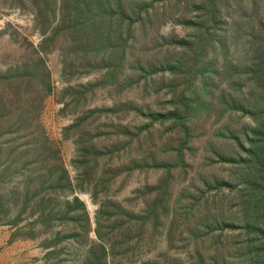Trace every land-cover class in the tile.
<instances>
[{
    "label": "rangeland",
    "instance_id": "1",
    "mask_svg": "<svg viewBox=\"0 0 264 264\" xmlns=\"http://www.w3.org/2000/svg\"><path fill=\"white\" fill-rule=\"evenodd\" d=\"M262 27L264 0H0V264L259 263Z\"/></svg>",
    "mask_w": 264,
    "mask_h": 264
},
{
    "label": "trees",
    "instance_id": "2",
    "mask_svg": "<svg viewBox=\"0 0 264 264\" xmlns=\"http://www.w3.org/2000/svg\"><path fill=\"white\" fill-rule=\"evenodd\" d=\"M257 42L254 44L255 54L253 60V68L251 71L255 75L257 81L264 85V27L258 33ZM249 150L247 151L248 160L245 163L249 164V177L251 184L248 188L250 192L249 205L255 211L257 219L262 223L260 228H254L253 232L257 233L263 243V248L259 251L262 253L259 256V263L264 264V123L253 132V139L249 141ZM257 251V250H256Z\"/></svg>",
    "mask_w": 264,
    "mask_h": 264
}]
</instances>
